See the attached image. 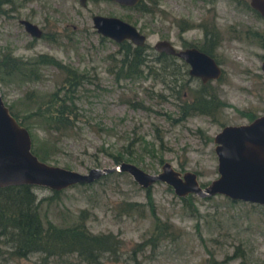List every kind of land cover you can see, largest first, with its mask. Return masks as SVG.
Wrapping results in <instances>:
<instances>
[{
	"label": "rangeland",
	"instance_id": "rangeland-1",
	"mask_svg": "<svg viewBox=\"0 0 264 264\" xmlns=\"http://www.w3.org/2000/svg\"><path fill=\"white\" fill-rule=\"evenodd\" d=\"M144 2L152 12L143 2L138 13L110 0H0V97L33 111L44 93L72 84L52 100L62 121L32 117L30 147L48 164L86 172L128 161L156 174L167 161L179 175L194 173L203 188L217 176L212 135L264 112V20L246 0H214L219 71L183 84L184 67L153 43L168 37L178 46L179 36L196 35L176 25L201 17L207 2ZM92 13L135 22L144 41L123 46L97 32ZM20 17L41 35L24 31ZM182 93L196 103L184 107ZM67 107L76 113L65 114ZM0 205L9 209L0 213V264H264L262 204L216 191L179 194L161 178L143 184L117 168L58 188L0 185ZM24 216L36 217L39 231L48 224L61 230L37 241ZM156 219L164 230L154 234ZM28 233L34 238L25 241Z\"/></svg>",
	"mask_w": 264,
	"mask_h": 264
},
{
	"label": "water",
	"instance_id": "water-1",
	"mask_svg": "<svg viewBox=\"0 0 264 264\" xmlns=\"http://www.w3.org/2000/svg\"><path fill=\"white\" fill-rule=\"evenodd\" d=\"M112 1L132 4L136 0ZM249 2L264 16V0ZM22 22L27 29L35 27L28 20L23 19ZM91 22L97 32L114 40L129 39L134 44H142L144 41L143 33L118 16L94 13ZM154 46L164 51H173L164 39L156 40ZM177 53L189 61V72L202 79L218 73L213 60L202 52L187 48ZM261 67L264 69V55ZM212 141L217 160V176L203 188L196 182L194 173L187 171L179 175L167 161L162 163L161 172L156 174L145 172L128 161H120L113 167H89L86 172H78L48 164L38 158L31 150L28 130L14 119L0 97V185L25 182L58 188L72 182L91 180L102 172L117 168L143 184L161 178L179 194L216 191L264 206V112L245 123L223 124L212 135Z\"/></svg>",
	"mask_w": 264,
	"mask_h": 264
},
{
	"label": "flooded vegetation",
	"instance_id": "flooded-vegetation-1",
	"mask_svg": "<svg viewBox=\"0 0 264 264\" xmlns=\"http://www.w3.org/2000/svg\"><path fill=\"white\" fill-rule=\"evenodd\" d=\"M110 1H112V0H110ZM144 1L145 0H136L132 4H119V3L115 2V1H112V2L117 3L120 7H123L125 9H131L132 11L136 10L138 13L142 12L141 8L139 7V4L141 2H143L145 4V7L147 6V8L150 9V12H152L153 8L152 7H148V5H146V3ZM205 1L207 2V5H206L204 13H203V15L201 17H198L196 20H193V21L183 20L181 23L176 25L177 28L179 30H181V31H183L185 29H189V28L196 29V31H197L196 35L193 34L190 37V39L186 38V37L179 36V40H178L179 44H178V46L175 44L174 41H172V38L171 39L168 38V37L167 38L166 37L159 38V39L166 40L169 43V45L171 46V49H173V51H164L163 49L162 50L161 49H157L154 46V43H153V46H154L155 49H157L158 53H160V54L164 53L165 56L170 57L174 61L176 60V61L180 62V64L184 67L185 74L187 76L184 78L183 84H189V82L192 80L193 77H196L197 80H199L200 83H205L206 81H208L209 77L202 79L199 75L190 73L189 72V67H190L189 61L185 57H183L182 55L178 54L177 53L178 51L184 50V49H187V48H192V49H195V50H197L199 52H202V53L206 54L207 56H209L213 60L214 64H216L217 67H218V64H219V62L217 61L215 48H216V44L218 43V40L220 38V36H219L220 35V22H219L220 18H219L218 15H216L214 13V9H213L214 0H205ZM249 1L250 0H246L247 5L251 9H253L258 16H260L264 20V16L259 12V10L255 6L251 5ZM92 14H94V13H92ZM98 14H101V13H98ZM104 15H114V14H109L108 13V14H104ZM115 16H117V15H115ZM118 17H120L124 21L129 22L139 32L143 33V31H141V28L139 29V27L134 25V23H135L134 21H133L134 23H132V22L126 20L125 18L121 17V16H118ZM23 19L28 20L31 23H33L35 25V27H31V28L27 29L25 27L24 23L22 22ZM90 19H91V16H90ZM17 20L22 25L23 30L27 31L29 34H31L30 36H40L41 35L40 27L35 22H33V21H31V20H29V19H27L25 17H20ZM230 24L231 23H228L226 25V28L227 27H231ZM143 35H144V39H145V34L143 33ZM115 41H118V42H121V43L127 41V42L133 44V46H136V47L140 45V44H134L129 39H121V40H115ZM40 54H41L40 55L41 58H44L45 55H46L45 53H40ZM55 58L56 57L54 55L49 54L48 60L50 61V60H53ZM69 70H70L71 74L67 73V76L70 78L69 81H67V82L71 83L72 82V78H73V81L75 80L76 74L71 70L70 67H69ZM182 94H183V97H184V99H183L184 107L185 106H189V105L193 104L194 102L196 103V101L193 98L195 96L194 94H192L190 97L184 95L185 93H182ZM226 124H230V123H226Z\"/></svg>",
	"mask_w": 264,
	"mask_h": 264
},
{
	"label": "trees",
	"instance_id": "trees-1",
	"mask_svg": "<svg viewBox=\"0 0 264 264\" xmlns=\"http://www.w3.org/2000/svg\"><path fill=\"white\" fill-rule=\"evenodd\" d=\"M122 45L124 46L125 44H123L122 43ZM129 47V46H128ZM130 48V47H129ZM126 50H127V48H126ZM135 53H136V51H134ZM134 52H133V54H134ZM137 60H136V58H135V62H136ZM68 73V72H67ZM72 84H63V85H61V86H58L56 89H55V91H49V92H46V93H44V95L43 96H45V98H44V100H43V107H40V106H38V108L37 109H35V110H26V109H24V108H21V109H19V110H14L13 108H11V105L10 104H6L4 101V104L7 106V108H8V111L10 112V114L14 117V119L19 123V124H21V125H23L27 130H28V132H29V134H30V129H31V127H32V125L34 124L33 123V119H32V117H33V114H34V112H39L40 114H41V117H42V119L44 120V122H46V123H48V122H51V121H55V122H60V121H62V120H60L59 118H56L55 117V113H54V111L57 109V106L59 105V103H58V105H55V106H53L54 104L52 103V100H56L57 98H56V93L58 92V90L60 89V90H63V91H68V90H70L71 89V86ZM51 100V102H49ZM51 106H53L52 108H51ZM23 107V106H22ZM65 114H70V115H72V114H75L76 113V111L73 109V108H70V107H67L66 109H65ZM67 116V115H66ZM31 150H32V152L33 153H35L36 154V156L38 157V158H40V159H42V160H45V158L46 157H44V156H41L40 154H38L37 153V151L35 150V149H32L31 148ZM1 207H0V213H1V215L2 216H7L8 215V213H9V209L8 208H6V207H3L2 205H0ZM26 208V207H25ZM25 217V216H24ZM36 217L34 218V220L33 219H28V217L26 216L25 217V221L26 220H29V227L28 228H30V230H32V227H30V226H33V222H34V226H35V228H36V232L35 231H33V236L37 239V241L38 240H41V239H44V238H46L47 237V235H52L53 236V238H54V236H55V234H56V232H58L59 230H61V229H59L58 227H54V226H50L49 224H48V226H47V228H45V229H43V230H37V229H39V226L37 227V225H36ZM24 224H25V222H24ZM152 230H153V233L154 234H156V233H158V232H160V231H162V230H164V226H163V223L161 222V221H159L158 219H156L154 222H153V227H152ZM32 235H31V233H28L27 235H26V239H24L25 241L26 240H28L30 237H33ZM33 237V238H34ZM23 239V238H22ZM55 239V238H54ZM23 240V241H24ZM31 241H33V239H31ZM20 246H21V241H20V245H18V246H15L14 248L15 249H13V252H11L14 256L16 255V253H18L19 252V249H20ZM35 246V245H34Z\"/></svg>",
	"mask_w": 264,
	"mask_h": 264
}]
</instances>
